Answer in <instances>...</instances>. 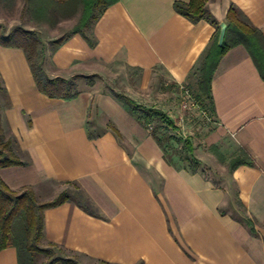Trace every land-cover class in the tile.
<instances>
[{
    "label": "crops",
    "instance_id": "obj_1",
    "mask_svg": "<svg viewBox=\"0 0 264 264\" xmlns=\"http://www.w3.org/2000/svg\"><path fill=\"white\" fill-rule=\"evenodd\" d=\"M174 1L114 0L93 22L91 44L73 33L55 47L43 63L49 77L96 79L71 99L40 92L24 51L0 45V121L23 162L0 167V178L44 202L76 184L94 212L70 198L45 207L41 243L80 264H264V80L247 49L230 47L210 80L212 137L241 152L221 183L176 166L122 93L99 87L117 66L137 72L139 91L194 85L230 5L264 37V0H207L214 23L189 20ZM0 264H18L14 246L0 249Z\"/></svg>",
    "mask_w": 264,
    "mask_h": 264
},
{
    "label": "trees",
    "instance_id": "obj_2",
    "mask_svg": "<svg viewBox=\"0 0 264 264\" xmlns=\"http://www.w3.org/2000/svg\"><path fill=\"white\" fill-rule=\"evenodd\" d=\"M80 0H25V7L31 9H50L51 13L57 11L63 15L66 9L75 10ZM82 10L71 32L53 41L57 47L67 36L79 33L88 43H92L91 29L93 22L101 11L114 0H81ZM207 0H189L183 2L175 0L173 8L191 21L204 18L212 23L214 19L205 7ZM56 13V14H58ZM227 25L220 42L217 31L211 38L210 45L198 68V80L195 84L196 99L204 107L206 104L212 109L213 101L210 91V80L220 57L232 46L243 45L256 65L260 76L264 80V37L261 31L250 24L241 14L240 10L230 5L226 12ZM37 38L31 30L22 27L13 28L7 32L1 29L0 45L4 47L21 48L28 60L30 71L36 88L48 97L71 99L79 93L76 83L78 75L71 77H49L43 68L41 58H32ZM186 86V84H184ZM128 102L134 111L143 113L140 122L146 126L155 118L162 119L167 125L175 127L174 122L161 109L147 107L135 103L132 99L117 94ZM204 101H207L204 102ZM191 148L189 147V150ZM190 169L196 171L199 161L190 155L187 157ZM11 147V140L4 139L0 125V167L22 164ZM85 196V195H84ZM66 193L60 192L54 199L45 202L36 201L32 190L28 187L15 191L10 189L0 178V249L14 246L17 251L18 264H33L34 257L39 254L50 255L48 247L40 246L42 235V210L45 207L56 205L69 199ZM83 207L93 213V208L85 196ZM16 225V226H15ZM59 247L56 244H48ZM48 261L42 264H80L73 256H49Z\"/></svg>",
    "mask_w": 264,
    "mask_h": 264
},
{
    "label": "rangeland",
    "instance_id": "obj_3",
    "mask_svg": "<svg viewBox=\"0 0 264 264\" xmlns=\"http://www.w3.org/2000/svg\"><path fill=\"white\" fill-rule=\"evenodd\" d=\"M81 10V0L75 10L66 9L63 15L57 11L51 13L50 9L25 7V0H0V25L5 32L16 27L31 30L37 38L32 58L35 60L41 58L44 63L55 48L53 41L71 32ZM136 75L137 72L133 69L117 66L108 69L100 76L98 84L101 89L115 87L119 93L130 94L136 102L145 106L164 109L165 113L174 122L175 127L167 125L160 118L153 119L146 127L160 140L166 157L176 166L190 167L187 157L190 155L196 156L200 159L198 165L206 176L216 183L226 181L229 170L239 158L241 152L229 139H213L214 122L209 112V106L206 104L203 107L196 99L195 84L197 80L194 81V85L186 84L185 87L188 93H185L179 86H173L167 81L163 84H156L153 88L139 91L135 80ZM198 78L199 76L196 74V79ZM93 79V77L76 79L77 88L81 89L91 81L96 80ZM190 100L195 101L197 105L183 106L184 102L189 104ZM204 102L207 103V101ZM2 106L3 93L0 92V111ZM142 115L143 113L140 112L138 116L142 117ZM0 125L3 138L10 139L11 147L13 150L16 149L14 140L1 121ZM59 192L66 193L70 199L81 204L85 202L84 194L74 183L63 184ZM59 192L57 195H59ZM33 194L36 201L44 202L38 194L34 192ZM230 205L241 212L239 214H243L241 207L233 196L230 197ZM40 246L48 247L50 255L37 254L34 257L33 264H42L48 261L49 256L70 255L61 247L50 246L41 242Z\"/></svg>",
    "mask_w": 264,
    "mask_h": 264
},
{
    "label": "built area",
    "instance_id": "obj_4",
    "mask_svg": "<svg viewBox=\"0 0 264 264\" xmlns=\"http://www.w3.org/2000/svg\"><path fill=\"white\" fill-rule=\"evenodd\" d=\"M179 87H180L182 90H184L185 93H188V91L186 90V87H185L184 84H181ZM188 97H189V95H188ZM188 105H190V106H196L197 104H196V102L193 101V100H190V101H189V104H187L186 102L183 103V106H188Z\"/></svg>",
    "mask_w": 264,
    "mask_h": 264
}]
</instances>
